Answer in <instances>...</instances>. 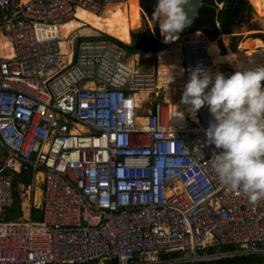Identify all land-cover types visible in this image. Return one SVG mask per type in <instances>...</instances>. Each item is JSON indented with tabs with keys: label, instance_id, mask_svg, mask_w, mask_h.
Instances as JSON below:
<instances>
[{
	"label": "built area",
	"instance_id": "2783aa9c",
	"mask_svg": "<svg viewBox=\"0 0 264 264\" xmlns=\"http://www.w3.org/2000/svg\"><path fill=\"white\" fill-rule=\"evenodd\" d=\"M126 1L0 0V264H159L172 252L194 262L228 256L207 253L220 246L264 255V198L253 204L219 182L208 107L185 109L183 125L157 101L159 63L141 72L116 44L64 40L76 9ZM181 47L186 80L197 64L233 73L215 67L209 40ZM142 91L158 97L145 115ZM23 169L43 176L40 218L7 214Z\"/></svg>",
	"mask_w": 264,
	"mask_h": 264
},
{
	"label": "clouds",
	"instance_id": "9594fccd",
	"mask_svg": "<svg viewBox=\"0 0 264 264\" xmlns=\"http://www.w3.org/2000/svg\"><path fill=\"white\" fill-rule=\"evenodd\" d=\"M186 5L190 6L189 0H156L152 15L159 21L160 32L176 37L191 23ZM262 81L264 65L225 76L197 64L181 95V103L193 114L208 106L212 120L205 130L206 142L220 150L213 153L211 167L220 183L246 195L253 204L264 198Z\"/></svg>",
	"mask_w": 264,
	"mask_h": 264
},
{
	"label": "bare ground",
	"instance_id": "6f19581e",
	"mask_svg": "<svg viewBox=\"0 0 264 264\" xmlns=\"http://www.w3.org/2000/svg\"><path fill=\"white\" fill-rule=\"evenodd\" d=\"M29 1V0H24ZM132 0H127L122 4H114L108 5L101 13L92 12L89 10H85L82 8H78L75 10V16L73 19L68 21L61 27V34L64 38L68 37L69 34L76 32L79 35H95V32L90 29L88 24H86L85 20L97 22L103 26H109L108 29H101V32L107 35L114 37L115 39L129 44L131 41L130 34L127 31L122 29L124 25L128 22L127 17L129 16L130 26H131V37L133 43V34L140 29V25H144L143 18L140 12V2L137 1V6L130 3ZM251 5H253L255 11L258 16L261 18L264 16V0H249ZM125 4H127V14ZM126 14V18H125ZM262 15V16H260ZM115 27V28H112ZM164 35V34H163ZM164 38V37H162ZM228 37H226L227 39ZM187 39L192 41H205L206 36H204L201 32L191 33L187 36ZM131 43V44H132ZM64 42H61L62 48L64 47ZM264 47V43L261 39H246L241 43V50L234 54L232 61L228 62H218L216 63L215 57L219 56L220 48L218 46L217 41L209 40V51L212 55V59L215 67H225L231 69L233 72L237 70H244L248 68H254L258 65L263 64L264 54L260 51L261 48ZM2 54L5 57L11 58L13 57L12 48L9 43H3L1 45ZM243 49H249L251 51L250 55L247 56L244 54ZM232 52V51H231ZM222 53V52H221ZM182 47L180 45V41L175 43H171L169 47L166 49H161L159 51V77H158V86H165L168 96L172 103L176 101L175 96L179 92V83L183 81H187L182 65ZM135 60V59H134ZM134 62L130 61L128 64L132 67ZM141 70V69H140ZM171 81V82H170ZM149 96V92L142 91L137 93V99H146ZM168 104V103H167ZM168 108L171 112H176L175 106L168 104ZM178 114V113H177ZM180 116V115H179ZM172 117V121H176ZM181 124L185 125L186 121H183V118L180 116ZM141 119L138 118V122ZM39 177L42 175L39 173ZM40 190L36 191V199L39 200ZM28 203L26 202V205ZM39 204V203H38Z\"/></svg>",
	"mask_w": 264,
	"mask_h": 264
},
{
	"label": "trees",
	"instance_id": "16d2710c",
	"mask_svg": "<svg viewBox=\"0 0 264 264\" xmlns=\"http://www.w3.org/2000/svg\"><path fill=\"white\" fill-rule=\"evenodd\" d=\"M140 2V0H138ZM222 4V7L219 5ZM252 6L249 0H203L202 7L199 11V17L195 20L193 28L195 31H207L211 38L215 39L220 33H232L235 28L240 27L242 24H248L250 30H258L257 25L250 24L252 17ZM128 24L126 31L130 30L129 16L127 17ZM155 24H158V20L153 19ZM95 29H108L109 27H98L96 24H92ZM130 34V31L128 32ZM104 38L111 41V43L118 45L121 49H128L130 47L121 41L115 39L112 36L104 35ZM256 38L264 40V36L256 35ZM237 48V42L233 40L231 49L235 51ZM137 50V49H135ZM222 56L225 62L230 61L231 56L225 53V47L221 44ZM141 51V50H137ZM232 54L234 52H231ZM185 85V83H183ZM25 184L29 186L33 183V174L30 169H23L17 174L15 179V206L9 212V217H17L20 214V199H19V184ZM36 211V209H34ZM34 218H39L38 214L33 215ZM219 249V250H218ZM235 250L233 246H220L212 247L207 253L212 254L216 251L227 253L228 256L211 259V260H198V261H178L174 259L179 258L181 253L172 252L170 254H162L159 264H264L263 254L254 255H229ZM203 252H200L202 254ZM134 264H140V258H136L133 261ZM108 264H117L116 260L110 261Z\"/></svg>",
	"mask_w": 264,
	"mask_h": 264
},
{
	"label": "rangeland",
	"instance_id": "374dc122",
	"mask_svg": "<svg viewBox=\"0 0 264 264\" xmlns=\"http://www.w3.org/2000/svg\"><path fill=\"white\" fill-rule=\"evenodd\" d=\"M126 5L127 4H125L126 14H127ZM219 6L222 7V4H220ZM251 6L253 7V5H251ZM140 12H141V15H142V18H143L144 25H143V27L140 30H138L137 32H135L133 34V43L131 41L132 44L131 43L130 44H126V45H128L130 47V51L128 49H123V51L125 53V61L128 64L130 63V61L134 62L132 64V66L135 68V70H139L141 72L144 71L146 73L155 72V70H157V68H158V63H159V60H158L159 59V56H158L159 51L161 49H166L167 47L170 46L171 43L167 42L164 38H162V42L164 44H163V47L158 52H153L152 53V52H148V51L147 52H145V51L142 52V51L135 50L134 44H135L136 41H138V37L140 35H142L143 32L150 31L153 34L156 33V30L154 29V27L152 25L153 23H152L151 20L147 19V23L145 24L144 17H143V12L141 10V0H140ZM126 14H125V18H126ZM254 14H255V11L253 9L250 24L257 25L258 30H250V27H249L248 24H242L240 27L235 28L232 33H229V34L228 33H220L218 36H216L215 39L214 38L213 39L212 38L208 39L209 37H207L206 34L202 33L204 36H206V40L205 41L215 40V41H217V43H219L221 41L222 45L225 47V53L228 52V54L231 56L230 61H232L234 54L237 53L239 50H241V43L245 39H249V40L255 39L256 35H260V34L262 36H264V16L260 15V16H262L260 18V20L258 22H255L254 21ZM85 22L88 25L96 24L98 27H109V26L100 25V24H98L97 22H94V21H89V20L86 21L85 20ZM129 23H130V21H129ZM158 23H159V21H158ZM112 28H115V27H112ZM118 29L125 30V25H124L123 28H118ZM163 34L164 33H162V37L168 36L167 34H164V35ZM104 35H107V34L98 33L96 35H83L84 37L82 39H80L79 41H82V42H101V41H105V42H110L111 43V41H109V40L104 38ZM226 37H228V38L226 39ZM189 40L190 39H187V37H185L184 40L182 41V44L185 43L186 41H189ZM233 40H235L237 42V48H236L235 51H233L231 49V44H232ZM261 40L264 43V40L263 39H261ZM231 51L234 52V53L232 54ZM260 51L263 52V54H264V47L261 48ZM221 52H223V51H221ZM221 52H220V55L218 57H215L216 63L225 62L223 56L221 55ZM243 52L247 56H249L250 53H251V51L249 49H243ZM230 61H228V63ZM262 65H264V60H263V64ZM157 72H158V70H157ZM183 83H186V81H183V82L179 83V92L177 94L176 101H174L173 103H172V101L170 100V98L168 96V93L166 91L165 86H159V87H162L159 90V92H160V94L163 95V98H162V95L161 96L159 95L158 96L159 98L155 97V95H153V98H152L151 97L152 94L151 95L149 94V96L146 99H142L143 103H142L141 110H140L141 115H145L147 113V111H148V108L151 106V103L155 99L158 98L157 101L164 100L165 103H168L170 105H174L175 106V110H176V107H177V111L182 113L181 117L185 121V118H184V117H186L185 109H188V112H190V111H189V106L184 105V104L181 103V95H182V92H183V89H184V84ZM261 84H262V87H264V81H262ZM153 103H155V101ZM206 107H208V106L204 105L201 108H206ZM38 174L35 176V179L33 180V184L30 186V188L27 189L28 195H29V193H34L35 199H36V191L37 190H40V191L42 190V183H43V176L39 177ZM38 203H41L40 197H39L38 201L36 199V208H38L40 206V204H38ZM25 205H26V203H25ZM205 258H207V257L204 256V259ZM187 259L188 258H182L183 261H186ZM174 261L178 262V261H181V259L176 258V259H174ZM100 264H108V263H107V261H103Z\"/></svg>",
	"mask_w": 264,
	"mask_h": 264
},
{
	"label": "water",
	"instance_id": "95a60500",
	"mask_svg": "<svg viewBox=\"0 0 264 264\" xmlns=\"http://www.w3.org/2000/svg\"><path fill=\"white\" fill-rule=\"evenodd\" d=\"M190 6L188 7L187 5L185 6V11L187 12L188 16L191 19V23L184 27L177 35L176 37L174 36H166L164 39L169 42V43H175L177 41H180V45H182V41L184 40L185 37H187L191 33L195 32H201L209 36L207 31H195L193 28V24L195 20L199 17V11L200 8L202 7L203 0H189ZM251 4V3H250ZM253 8V7H252ZM254 9V8H253ZM255 11V9H254ZM260 20V17L255 11L254 14V21L258 22ZM145 24L147 23V20L144 19ZM154 29L156 30V33H151L150 31H146L148 33V37L142 40H138L134 44V48L137 50H141L142 52H158L162 47H163V42H162V32H160L158 28V24L153 23L152 24ZM229 34V33H228Z\"/></svg>",
	"mask_w": 264,
	"mask_h": 264
},
{
	"label": "crops",
	"instance_id": "0c3cea01",
	"mask_svg": "<svg viewBox=\"0 0 264 264\" xmlns=\"http://www.w3.org/2000/svg\"><path fill=\"white\" fill-rule=\"evenodd\" d=\"M127 7V6H126ZM87 21V20H86ZM127 24H128V22L126 23V25H125V30L124 31H126V29H127ZM89 27H90V29H92L94 32H95V35L96 34H98V33H102L101 32V29L100 28H98V29H95V28H93L92 27V25L90 24V25H88ZM257 39V38H256ZM260 39V38H259ZM246 40V39H245ZM64 45H66V44H64ZM195 115V113L194 114H192V116H194ZM185 118V117H184ZM184 121V120H183ZM41 174V173H40ZM42 175V174H41ZM33 184V183H32ZM31 184V185H32ZM31 185H29V186H27L28 188H30V186ZM28 188H26L25 189V191H24V194L22 195V196H19V199H20V214L17 216V217H21V218H25V217H28V216H32L33 217V215H36V214H38V217L40 218L41 217V214H40V212L35 208L36 207V199H35V195H34V193H29V195H28V193H27V189ZM29 192V191H28ZM41 192V196H40V201L42 200V190L40 191ZM28 203L27 205H25V203ZM40 204V203H39ZM34 209H36V211H34ZM12 210V209H11ZM9 212H10V210L9 211H7V214L9 215Z\"/></svg>",
	"mask_w": 264,
	"mask_h": 264
},
{
	"label": "flooded vegetation",
	"instance_id": "af4514ba",
	"mask_svg": "<svg viewBox=\"0 0 264 264\" xmlns=\"http://www.w3.org/2000/svg\"><path fill=\"white\" fill-rule=\"evenodd\" d=\"M130 3H132V4H134V6L136 5L137 6V1L136 0H132ZM155 3H156V0H141V10H142V12H143V17H144V19H149V20H151L152 21V23H154L153 22V19H155V17L152 15L153 14V11H154V7H155ZM143 27V25H140V29ZM139 29V30H140ZM130 38H131V41H132V37H131V26H130ZM128 31V32H129ZM148 33L145 31V32H143L142 33V35H140L139 37H138V40H142V39H145V38H147L148 36ZM207 37H209V38H211V36H207ZM131 41H130V43H131ZM123 43V42H122ZM129 43V44H130ZM126 44V43H125ZM221 44H222V42L220 41L219 43H218V46H219V48H220V52L222 51L221 50ZM223 53V52H222ZM222 53H221V55H222ZM219 55H220V53H219ZM187 82V81H186Z\"/></svg>",
	"mask_w": 264,
	"mask_h": 264
}]
</instances>
